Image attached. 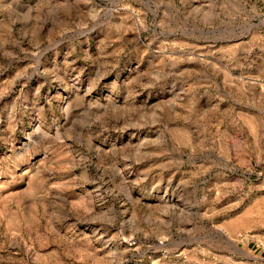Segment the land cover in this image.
I'll return each instance as SVG.
<instances>
[{"label": "rangeland", "instance_id": "1", "mask_svg": "<svg viewBox=\"0 0 264 264\" xmlns=\"http://www.w3.org/2000/svg\"><path fill=\"white\" fill-rule=\"evenodd\" d=\"M0 264H264V0H0Z\"/></svg>", "mask_w": 264, "mask_h": 264}]
</instances>
